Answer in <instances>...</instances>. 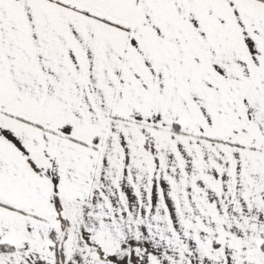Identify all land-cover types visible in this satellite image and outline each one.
<instances>
[{"label":"snow or ice","instance_id":"obj_1","mask_svg":"<svg viewBox=\"0 0 264 264\" xmlns=\"http://www.w3.org/2000/svg\"><path fill=\"white\" fill-rule=\"evenodd\" d=\"M0 264H264V0H0Z\"/></svg>","mask_w":264,"mask_h":264}]
</instances>
